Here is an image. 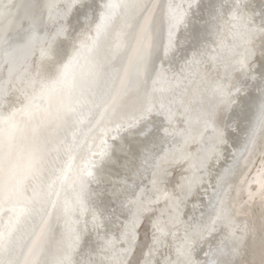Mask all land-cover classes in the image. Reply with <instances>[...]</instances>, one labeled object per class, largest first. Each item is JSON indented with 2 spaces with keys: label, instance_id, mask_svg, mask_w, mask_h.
I'll return each instance as SVG.
<instances>
[{
  "label": "bare ground",
  "instance_id": "obj_1",
  "mask_svg": "<svg viewBox=\"0 0 264 264\" xmlns=\"http://www.w3.org/2000/svg\"><path fill=\"white\" fill-rule=\"evenodd\" d=\"M148 2L156 7L146 70L133 59L136 21L128 36H117L114 29L103 43L111 66L121 69V76L128 72L130 92L121 107L85 106L78 118L40 133L49 148L59 146L55 167L70 165L71 179L90 182L83 209L71 216L63 213L61 201L72 197L75 186L57 185L55 207L46 204V214H34L17 233L24 242L20 259L36 242L38 264H55L71 226L80 237L73 255L77 264H178L177 249L186 238L212 227L209 239L224 241L233 264H264V129L256 123L264 87V0ZM49 3L58 6L55 12L68 0H0V11L7 12L0 17V43L5 32L16 42L29 17L47 21ZM169 4L186 15L175 47L165 55ZM233 13H243L253 31L236 35L243 29L232 27ZM95 19L91 11L86 17L82 9H72L69 53L72 44L94 35ZM120 41L128 47L116 50ZM8 78L0 57V83ZM19 88L14 75L0 109L24 103ZM149 103L153 107L146 112ZM213 127L224 131L226 143L217 146ZM113 190L120 195H110ZM7 221L5 214L0 223ZM194 248L200 260L207 243ZM16 257L13 252L3 259Z\"/></svg>",
  "mask_w": 264,
  "mask_h": 264
},
{
  "label": "snow or ice",
  "instance_id": "obj_2",
  "mask_svg": "<svg viewBox=\"0 0 264 264\" xmlns=\"http://www.w3.org/2000/svg\"><path fill=\"white\" fill-rule=\"evenodd\" d=\"M154 7L156 5L148 0H103L99 5L95 4V0H68L63 10L53 12L58 6L49 3L47 21L29 17L28 27L16 42H12L5 32L0 43V57L8 68L9 78L0 83V105L8 95L14 75L24 103L7 111L0 109V220L5 214L8 216L6 224L0 223V264H38L40 249L36 242L27 249L25 258L20 259L19 254L24 253V242L17 233L34 214H46V204L51 203L55 207L52 198L58 196L55 191L57 185L75 186L72 197L66 195L61 201V209L66 216L83 209L90 181L85 177L71 179L70 165L55 167L57 157L53 153L59 151V146L49 148L47 141L41 142L40 133L46 128L59 127L69 118H78L85 106L90 110L110 106L113 111L121 107L130 92L128 72L125 69L121 76V69L111 66V61L102 53L103 43L114 29L117 36H128V30L136 21L134 39L137 46L133 50V59L139 62L141 71L146 70ZM73 8L82 9L86 17L91 11L96 19L94 35L87 43L72 44L69 53L65 42L71 44L72 41L69 16ZM185 15V12L168 5L165 55L175 47V35L184 24ZM6 16V11H0V17ZM231 19L237 22L232 25L233 28L243 29L236 35L243 36L253 31L243 13H233ZM261 30L264 31V28ZM127 47V41L114 45L116 50ZM29 60L31 62L20 72V66ZM218 91L223 95L222 90ZM152 107L149 103L145 111L151 112ZM208 123H211L210 118L206 121ZM256 123L258 128L264 129V87L261 88ZM213 133L217 146L226 143L223 130L213 127ZM255 134L254 128L249 133V143L254 142ZM91 176V172L87 173V177ZM110 195L119 196L120 192L113 190ZM214 230L212 227L194 230L185 244L177 249L178 264H233L228 258L224 241L213 243L209 239ZM67 231L65 251L55 264H77L73 255L80 237L71 226ZM201 243H207V248L201 249L203 258L197 260L194 245ZM13 252L17 253L15 259H3ZM27 256L35 259L29 261Z\"/></svg>",
  "mask_w": 264,
  "mask_h": 264
},
{
  "label": "water",
  "instance_id": "obj_3",
  "mask_svg": "<svg viewBox=\"0 0 264 264\" xmlns=\"http://www.w3.org/2000/svg\"><path fill=\"white\" fill-rule=\"evenodd\" d=\"M55 190H57V186H56V189Z\"/></svg>",
  "mask_w": 264,
  "mask_h": 264
}]
</instances>
